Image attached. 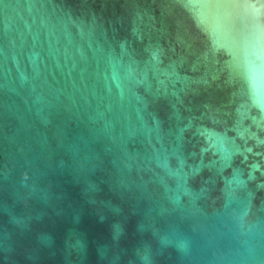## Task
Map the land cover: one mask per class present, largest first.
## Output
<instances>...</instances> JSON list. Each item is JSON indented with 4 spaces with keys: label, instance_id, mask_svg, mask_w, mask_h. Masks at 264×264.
Instances as JSON below:
<instances>
[{
    "label": "water",
    "instance_id": "water-1",
    "mask_svg": "<svg viewBox=\"0 0 264 264\" xmlns=\"http://www.w3.org/2000/svg\"><path fill=\"white\" fill-rule=\"evenodd\" d=\"M0 264H264V0H0Z\"/></svg>",
    "mask_w": 264,
    "mask_h": 264
}]
</instances>
